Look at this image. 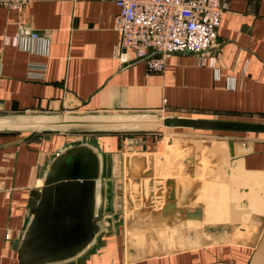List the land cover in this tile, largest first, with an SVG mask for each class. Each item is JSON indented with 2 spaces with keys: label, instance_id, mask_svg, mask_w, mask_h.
<instances>
[{
  "label": "crops",
  "instance_id": "crops-1",
  "mask_svg": "<svg viewBox=\"0 0 264 264\" xmlns=\"http://www.w3.org/2000/svg\"><path fill=\"white\" fill-rule=\"evenodd\" d=\"M228 2L218 27L219 70L185 51L171 54L161 73L143 60L123 64L115 56L119 6L113 0L0 7V116L156 113L264 122V0ZM22 29L47 33L50 53L4 40ZM33 63L42 76L29 74ZM27 134L1 130L0 145ZM75 138L102 153L100 212L113 215L115 229L58 264H264V133L187 128L48 132L1 148L0 264H14L6 235L16 237L26 225L30 190L43 185L51 159ZM145 170L175 177L178 204L203 207L207 223H232L231 233L201 234L182 244L177 231L152 228L150 194L139 191Z\"/></svg>",
  "mask_w": 264,
  "mask_h": 264
},
{
  "label": "water",
  "instance_id": "water-1",
  "mask_svg": "<svg viewBox=\"0 0 264 264\" xmlns=\"http://www.w3.org/2000/svg\"><path fill=\"white\" fill-rule=\"evenodd\" d=\"M264 133V122L156 113H55L0 116V131H27L1 148L27 142L40 133L150 132L162 128ZM234 155L235 145L230 144ZM142 172L140 194H150L147 223L159 230H175L182 237L230 234L228 223L204 222L200 206L180 205L177 179ZM104 174L102 153L91 143L74 142L63 147L49 162L43 185L30 190L29 215L16 237L10 233L14 264H58L75 259L103 233L115 229L110 213L100 212ZM185 237V239H187Z\"/></svg>",
  "mask_w": 264,
  "mask_h": 264
},
{
  "label": "built area",
  "instance_id": "built-area-1",
  "mask_svg": "<svg viewBox=\"0 0 264 264\" xmlns=\"http://www.w3.org/2000/svg\"><path fill=\"white\" fill-rule=\"evenodd\" d=\"M119 6L115 17V28L119 33L115 56L123 63L145 61L153 72H164L168 57L177 52L189 51L204 64L209 60L216 71L221 45L218 27L224 12L229 8L228 0H113ZM30 0H0V7L23 11ZM7 43L27 52L48 55L51 37L36 29L19 30L13 36L5 35ZM33 63L31 76H42L35 72ZM45 70L44 65H42ZM244 143V142H243ZM3 186L0 183V192ZM9 231L6 235L8 238Z\"/></svg>",
  "mask_w": 264,
  "mask_h": 264
},
{
  "label": "rangeland",
  "instance_id": "rangeland-1",
  "mask_svg": "<svg viewBox=\"0 0 264 264\" xmlns=\"http://www.w3.org/2000/svg\"><path fill=\"white\" fill-rule=\"evenodd\" d=\"M166 128V127H165ZM165 128H162V129H165ZM166 129H169V128H166ZM170 129H174V128H170ZM181 129V128H180ZM83 140V138H75V140H74V142H79V141H82ZM126 180H127V178H126ZM128 184V183H127ZM203 208V207H202ZM204 209V208H203ZM204 222H206V219H205V217H204ZM228 224H230L231 225V231L233 230V228H234V224H232V223H228ZM166 231H174V230H170V229H165ZM186 237V236H185ZM185 237H182V240H181V243L183 244V243H185L186 241H189L190 239H191V237H186L187 239H185Z\"/></svg>",
  "mask_w": 264,
  "mask_h": 264
},
{
  "label": "trees",
  "instance_id": "trees-1",
  "mask_svg": "<svg viewBox=\"0 0 264 264\" xmlns=\"http://www.w3.org/2000/svg\"><path fill=\"white\" fill-rule=\"evenodd\" d=\"M170 129V128H169ZM177 129V128H176ZM182 129V128H181ZM208 131H216V130H208ZM224 133H234L235 131H222ZM139 133H142V132H139Z\"/></svg>",
  "mask_w": 264,
  "mask_h": 264
}]
</instances>
